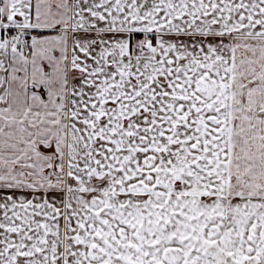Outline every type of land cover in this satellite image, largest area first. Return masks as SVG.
<instances>
[{
	"label": "snow or ice",
	"instance_id": "6c2138e0",
	"mask_svg": "<svg viewBox=\"0 0 264 264\" xmlns=\"http://www.w3.org/2000/svg\"><path fill=\"white\" fill-rule=\"evenodd\" d=\"M0 264H264V0H0Z\"/></svg>",
	"mask_w": 264,
	"mask_h": 264
}]
</instances>
